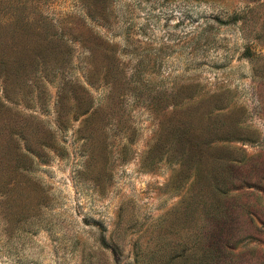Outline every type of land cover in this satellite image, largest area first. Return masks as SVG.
<instances>
[{"label":"rangeland","instance_id":"rangeland-1","mask_svg":"<svg viewBox=\"0 0 264 264\" xmlns=\"http://www.w3.org/2000/svg\"><path fill=\"white\" fill-rule=\"evenodd\" d=\"M0 264H264V0H0Z\"/></svg>","mask_w":264,"mask_h":264}]
</instances>
